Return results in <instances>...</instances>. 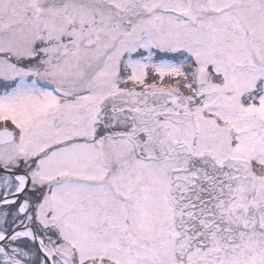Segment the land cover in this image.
<instances>
[{
	"label": "snow or ice",
	"instance_id": "6c2138e0",
	"mask_svg": "<svg viewBox=\"0 0 264 264\" xmlns=\"http://www.w3.org/2000/svg\"><path fill=\"white\" fill-rule=\"evenodd\" d=\"M0 264H264V0H0Z\"/></svg>",
	"mask_w": 264,
	"mask_h": 264
}]
</instances>
